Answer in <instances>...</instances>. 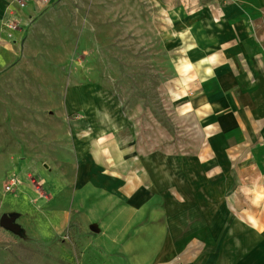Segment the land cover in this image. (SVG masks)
Listing matches in <instances>:
<instances>
[{
  "label": "crops",
  "instance_id": "obj_1",
  "mask_svg": "<svg viewBox=\"0 0 264 264\" xmlns=\"http://www.w3.org/2000/svg\"><path fill=\"white\" fill-rule=\"evenodd\" d=\"M52 1L0 0V67L16 55L8 19L25 23ZM159 7L167 21L158 31L179 75L171 82L190 90L184 105L199 144L170 164L132 141L100 142L122 126L121 116L106 112L113 107L98 89L71 87L68 96L80 100L71 104L91 128L73 135L74 172L52 232L79 214L101 240L119 243L116 264H264V0H159Z\"/></svg>",
  "mask_w": 264,
  "mask_h": 264
},
{
  "label": "rangeland",
  "instance_id": "obj_2",
  "mask_svg": "<svg viewBox=\"0 0 264 264\" xmlns=\"http://www.w3.org/2000/svg\"><path fill=\"white\" fill-rule=\"evenodd\" d=\"M161 11L159 0H53L15 20L16 55L0 67V216H13L18 231L0 224V264H116L124 255L79 214L60 234L51 229L71 185L73 135L91 128L71 87L98 89L113 107L106 112L121 116L100 142L132 141L170 164L199 144L184 105L190 90L171 82L179 75L158 31Z\"/></svg>",
  "mask_w": 264,
  "mask_h": 264
},
{
  "label": "water",
  "instance_id": "obj_3",
  "mask_svg": "<svg viewBox=\"0 0 264 264\" xmlns=\"http://www.w3.org/2000/svg\"><path fill=\"white\" fill-rule=\"evenodd\" d=\"M13 216L1 215L0 216V224L4 227H7L11 230L18 231L17 225L13 222Z\"/></svg>",
  "mask_w": 264,
  "mask_h": 264
},
{
  "label": "built area",
  "instance_id": "obj_4",
  "mask_svg": "<svg viewBox=\"0 0 264 264\" xmlns=\"http://www.w3.org/2000/svg\"><path fill=\"white\" fill-rule=\"evenodd\" d=\"M16 1H17V3H18L20 6H24L27 0H16ZM41 1H42V3H46V2H48L49 0H41ZM7 26H8L9 28H14V27L16 26V24H15V20H14L13 18L8 19V21H7ZM11 184H12V182H11ZM11 184H9V186H7L6 188L8 189V188L10 187Z\"/></svg>",
  "mask_w": 264,
  "mask_h": 264
}]
</instances>
